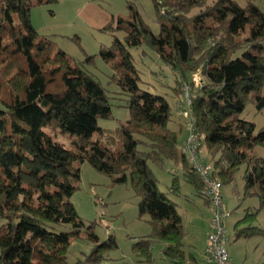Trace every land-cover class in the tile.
<instances>
[{
	"label": "trees",
	"instance_id": "16d2710c",
	"mask_svg": "<svg viewBox=\"0 0 264 264\" xmlns=\"http://www.w3.org/2000/svg\"><path fill=\"white\" fill-rule=\"evenodd\" d=\"M207 1L152 0L158 34L138 6L127 3L128 18H118L115 27L124 32L123 41L114 36L99 56L112 65L130 116L117 129L103 130L98 120L111 116L105 90L82 62L39 37L31 23L33 6L57 0H0V264H67L71 240L81 233L94 245L86 259L90 263L117 248L112 235L101 242L94 224L86 225L70 201L83 163L113 185L129 181L139 216L150 217L152 233L132 244L135 264H151L152 246L161 241L164 258L172 264L185 261L177 204L159 190L149 163L180 166L202 199L203 183L178 148L183 126L169 127L171 105L138 85L129 49L143 44L174 74L178 103L183 104V87L188 88L202 137L199 150L205 143L222 186L234 183L245 165L244 196L257 197L264 212V158L252 153L264 146V127L256 131L253 122L241 118L249 103L257 112L264 109V0L262 8L251 1L244 7L235 0ZM103 30L114 28L108 24ZM196 73L203 80L199 87L193 84ZM52 132L68 135L71 145L57 142ZM177 191L173 180L169 193ZM248 218L254 213L235 223L236 239L264 233Z\"/></svg>",
	"mask_w": 264,
	"mask_h": 264
},
{
	"label": "rangeland",
	"instance_id": "374dc122",
	"mask_svg": "<svg viewBox=\"0 0 264 264\" xmlns=\"http://www.w3.org/2000/svg\"><path fill=\"white\" fill-rule=\"evenodd\" d=\"M216 0H208L211 4ZM241 7L248 1L260 8L261 0H235ZM136 4L142 13L144 21L154 34L159 33V25L152 0H57L54 4H39L31 9V23L41 38L52 41L57 49L64 51L76 62L81 63L85 70L100 84L110 98L111 116L108 119H99L98 126L103 130H115L128 120L130 114L127 108V97L121 91L114 79V70L110 63H106L99 56L101 48H109L113 37L123 41L124 32L115 30L118 18L127 19V3ZM197 9L191 11L196 13ZM112 24V32L103 30ZM134 67L139 75L138 85L147 92L163 96L171 105L172 120L170 124L180 123L183 130L179 132L178 148L181 149L185 136L186 123L177 114V97L174 74L159 60L157 54L145 44L130 48ZM87 56H92L90 63L84 61ZM200 75V74H199ZM264 94V87L262 89ZM0 109L2 105L0 103ZM241 118L255 124L258 131L264 127V109L257 112L251 103L241 113ZM177 127V126H176ZM48 131V130H47ZM49 132V131H48ZM53 138L64 146L71 145V138L59 132H52ZM96 140H103L100 133H95ZM254 155L264 158V146H257ZM200 154L207 164L212 165V158L207 152L205 143ZM150 169L158 181V188L163 193H168L177 204V210L183 221L184 238L191 234L196 222L194 215L201 216L205 209L199 205L200 199L194 187L189 184L182 174L180 166L166 161L162 165L149 163ZM245 165L240 166L235 174L234 183L223 184L222 197L227 217L224 220L226 227L228 247L235 240L233 224L249 211L254 213V218H248V224L264 230V212L260 209L257 197L244 196ZM79 189L70 198L71 203L82 221L88 225L94 224V232L101 242L110 235L114 236L117 248L108 250L103 254L99 263H90L86 259L94 249L93 243L88 241L84 234L71 240L67 251V264H135L136 256L132 251V244L136 240L149 236L152 233L150 217L139 216L138 198L134 195L129 181L121 185H113L110 178L96 172L88 163L81 164ZM173 180L178 186L177 195L172 196L169 188ZM3 221L0 220V225ZM196 229V228H195ZM189 239V238H188ZM260 246L264 244V235H257ZM164 242H156L152 246L151 264H171L164 258L162 251ZM247 249V241L240 239L236 250L242 254Z\"/></svg>",
	"mask_w": 264,
	"mask_h": 264
},
{
	"label": "built area",
	"instance_id": "2783aa9c",
	"mask_svg": "<svg viewBox=\"0 0 264 264\" xmlns=\"http://www.w3.org/2000/svg\"><path fill=\"white\" fill-rule=\"evenodd\" d=\"M203 80L199 73L193 75V84L195 87L201 86ZM184 102L178 103L177 112L185 119L187 131L181 150L194 173L202 180L203 188L201 195L209 203L210 218L209 229L205 248L206 264H236L231 260L227 252V233L224 227V219L227 212L224 207L222 197V184L218 176L213 172L211 164L204 162L200 154V144L202 137L197 131L196 120L190 110V99L188 88L183 87Z\"/></svg>",
	"mask_w": 264,
	"mask_h": 264
},
{
	"label": "crops",
	"instance_id": "0c3cea01",
	"mask_svg": "<svg viewBox=\"0 0 264 264\" xmlns=\"http://www.w3.org/2000/svg\"><path fill=\"white\" fill-rule=\"evenodd\" d=\"M181 126L182 125L180 123L178 124L169 123V127L172 128L173 130H178L179 127ZM184 131H185V136L183 138V141L187 135V131L185 127H184ZM199 199L201 202L199 205H201L202 209H205L206 211L205 213H202L201 216L194 215L193 219L196 222V226H195L196 229L195 228L192 229L190 235L189 234L185 235L186 240H183V250L185 252V261L183 262V264H206L205 248H206V240H207V234H208V229H209L208 224H209V218H210L211 212H210L209 203L205 199H202V198H199ZM239 220H241V218ZM236 222H234L232 226L233 230H234V225ZM246 226H247L246 224L240 225L241 228H244ZM262 234L264 235V233H259L251 237L244 238L247 241V249L244 250L242 254H238L236 250V245H238V242H240V239L243 237L237 238V239L235 238L232 244L226 247L231 260L235 262L236 264H264L263 262L264 261V244L260 246V243L256 239L257 235L262 236ZM227 241L229 242L230 240L228 239Z\"/></svg>",
	"mask_w": 264,
	"mask_h": 264
},
{
	"label": "clouds",
	"instance_id": "9594fccd",
	"mask_svg": "<svg viewBox=\"0 0 264 264\" xmlns=\"http://www.w3.org/2000/svg\"><path fill=\"white\" fill-rule=\"evenodd\" d=\"M178 113V112H177ZM179 115V114H178Z\"/></svg>",
	"mask_w": 264,
	"mask_h": 264
}]
</instances>
